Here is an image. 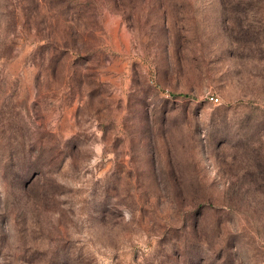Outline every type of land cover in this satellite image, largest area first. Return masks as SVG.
Segmentation results:
<instances>
[{
    "label": "rangeland",
    "instance_id": "374dc122",
    "mask_svg": "<svg viewBox=\"0 0 264 264\" xmlns=\"http://www.w3.org/2000/svg\"><path fill=\"white\" fill-rule=\"evenodd\" d=\"M0 264H264V0H0Z\"/></svg>",
    "mask_w": 264,
    "mask_h": 264
}]
</instances>
